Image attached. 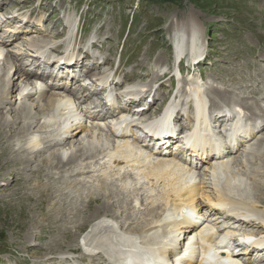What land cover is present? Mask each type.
I'll list each match as a JSON object with an SVG mask.
<instances>
[{
    "label": "bare ground",
    "instance_id": "obj_1",
    "mask_svg": "<svg viewBox=\"0 0 264 264\" xmlns=\"http://www.w3.org/2000/svg\"><path fill=\"white\" fill-rule=\"evenodd\" d=\"M20 82L25 83L26 85L31 83L29 79H26V80L22 79ZM14 92L16 93L17 91H13L8 87L5 94L9 95V94H13ZM1 95L2 93L0 94V97ZM38 98L39 100L37 103H29L27 105L28 106L27 111H25V109L22 107H19L16 109V106H13L11 101L10 102L6 101L5 105L9 106V110L11 111L13 108L11 112L16 111V115H15L16 120L20 118L18 120V126L14 127V122L8 119L1 118L0 120V129L7 132L9 137L14 136V138L15 136L19 137V135L24 137L30 130L31 125L34 124L33 126L36 127L38 134H36L32 138V140L28 141L27 143L31 149H29V151L22 150L21 148H17L16 150H14L12 148V144L4 142L2 140L3 136H1V141L5 145L0 142V150L3 147H5L7 149V154L4 157H7L9 154H13L14 156L13 157L10 156L9 162H13V160L20 161L21 163L24 164L25 167H27L26 169H28V167H30V165L33 162L37 164L34 169H29V173L34 178L37 177V179H41V176H42L41 174H44L43 172H47V174H45V177L47 179V183L45 184V190H47L50 193V196L52 198H55L57 195L62 198V202L54 201V203L57 205L54 211L57 214L58 212L62 210L60 208L61 205L64 206V209L68 206H74L71 208H67L65 210L66 213L72 210H76V212H78L81 210L80 209L81 205H79L80 208H78V205L76 204L83 201L80 194L77 192L76 195H73V196L69 195V199L67 200L66 195L64 194L65 190L64 189L60 190V187L56 182V180H58L63 183H66L65 185H67L68 183L67 182L68 176L66 177L63 174V170L61 169V166H60L62 163H64V160L60 158L59 152L57 150H51L47 152V154H45V152L47 149H55L54 148L55 145H60V144L67 145V143L70 142V140H72L73 138L75 139L70 143V145H72L73 143L75 145V143H77L78 147L81 149L84 147L85 142H89V141L93 142V140L96 138V131L95 129L94 131L91 130V128L86 127L85 125L81 123L77 125L76 124L69 125L66 122L56 127V123L62 121V117H64L63 115L66 114V112L64 111L56 112V110H54L53 108H58L63 103V98L60 95L53 94L52 92L48 94V91L40 93L38 95ZM3 108L4 107L1 106L0 111ZM30 119H33L31 123L29 122ZM72 130H75L74 132L76 133V135L72 138L67 137L66 139H62L61 141L50 142L51 137L44 136L45 141H44L43 148L37 149L42 143L40 139V135L42 134V132H50L49 133L50 135L57 136L61 132L67 133ZM262 130H264V126L259 131H262ZM86 131H89L90 134L88 133L87 135H84ZM123 131L128 132L129 128L124 127ZM5 132L0 131L1 134ZM74 132H72L71 135H73ZM9 137H8V140H14V138L10 139ZM260 141H261L260 138H257L255 140V142H258V143H260ZM119 142L121 143L120 145H128V142L126 139L120 140ZM247 143L248 142H244V144H247ZM6 146L11 149H8ZM204 146L205 145L203 144L201 147H204ZM241 146L243 145L238 146L239 150ZM209 148H210L209 153L211 154L213 150L215 149V145L211 143V146L210 147L208 146V149ZM177 149L178 148H175L174 150H172L173 153L170 152L172 155H176V157L157 158L153 160L152 163H149L145 166V170H146L145 177L147 178L145 180V183L148 185H151L152 187L159 183H162L161 187L165 186L164 190H161L160 192V194H163V197L160 200L164 203L168 202L169 200L168 205L170 207L166 209L165 210L166 212L162 214V218L169 219L171 216L176 218L179 216L180 212L184 211L182 216L185 219H187V215H189L188 218L190 217L192 219L193 217H196L197 220H204L210 223L211 226L213 225V223L217 222L216 224L217 228H214V227L209 228L208 233H206L202 231L201 227L198 230L195 227L194 228L191 227V231L185 232L182 237V240H186V245L184 248H182L181 246L176 244L177 241H174L175 237H170L176 234L175 231L178 228V226L181 224L180 221L179 222L175 221L174 224H171V223L166 224L167 226H169V228H171L170 233L168 235L164 234L163 231H161L160 234H164L162 235V237H160V234L157 236H152V238H155V239H151L149 242L143 245L146 251H148V254L154 260H157V262H153V264H186V263L190 264V260H191L190 256H192V254H194V251H195L194 250V246H195L194 244L196 243L195 237L196 235L202 233L204 237L203 238L204 244L201 245V255L196 253L198 254V258H199L197 264H202V262H204L205 260L209 261L208 258H212L211 254L208 255V253H205L203 251L204 246H207L210 243L214 244L213 247L208 250L209 252H215V254L218 253L219 249L214 248V246L216 245L215 242H218L219 240L217 238L219 234L218 236H214V234L220 231L221 225L224 224L226 220H229L230 219L229 217H232L230 216L233 213V207L231 206V202L236 203V201L233 198L235 197L233 194L236 193V188H235V185H232L231 188H229L228 186L231 184L232 180H235L237 178V174L239 173H235L231 171L230 163L233 164L232 160L229 161L223 156L215 159L207 167V169L210 170L211 180L207 177H203L204 182H206L207 184H212L213 186V191L210 193L209 190L206 189L205 187L206 185H204V183L200 184L193 177L195 166L191 164L193 163V160L192 162L189 163V161H191L192 159L190 158L191 155L187 153H183V152H176ZM194 149H196V147H194ZM63 150H60V152L63 153ZM259 150L260 149H258V151ZM86 151L87 149H84L82 153H79L78 158L84 157L85 154H88ZM101 151L102 150H98L94 152L92 156L94 157L97 153H100ZM192 151H194L192 155H196L195 150L192 149ZM219 151L221 150L219 149ZM164 153L169 154L166 152ZM247 153L250 154L251 152L249 151ZM20 155H21V159H24V161L20 159ZM105 155H106V158H111L110 160H107L108 163L105 165V168L111 170L115 174H117L118 169L122 168L123 164L126 166H131L133 163H137L134 168L141 170L142 168L140 167V164H143V162L146 161V159L150 158L149 155H143L142 152L137 153V152L130 151L124 154L117 153L116 158H119L121 161L112 162L113 160L112 158H114L113 153L109 151V153L106 152ZM250 155H254V153ZM76 157H77V154L74 155L72 159ZM180 157L184 162L183 164L180 163L179 161ZM122 161H126V162L121 165H118ZM113 166H118V169L114 168ZM53 169L56 170V172H53ZM218 171H220L224 177V181L221 184V186H219L220 184H218V178H217ZM54 173L57 175V177L56 176L54 177L53 175ZM124 173L127 175L125 171ZM140 173L138 174V177L141 175ZM111 178H112V175L110 174H107L105 177L101 178L99 186L95 187L94 189H91L93 193L96 194V197L92 198L89 196V200L87 204L89 205L93 200H96L95 202H98V204L100 205L98 212L107 211L108 209L115 207L117 211H121V213L125 214L126 208L125 210H122V209L124 205L126 206V200H123L122 197H124V195L121 193H118L119 191L117 190V187L114 184L113 186L110 185L109 183L110 180L108 179H111ZM15 180L20 181L21 178L19 176H16ZM120 181H122L121 183L122 186H126L127 182L125 180H120ZM257 185L258 183L255 182V186ZM146 189L148 191H154L153 188L146 187ZM42 192L43 191H41V193ZM112 198H115V200H113ZM44 201H45V198L42 197L40 198L37 204L41 207ZM75 205L77 207H75ZM225 207L228 208L230 211L226 212L224 209ZM216 209L219 211H216ZM208 210L210 213H213V214L208 213ZM62 211L63 213H65L64 210ZM217 214H220V215H217ZM222 214H224L226 217H224ZM235 215L236 213L234 214V216ZM239 215L243 216L242 214H239ZM52 218L53 217H51V219ZM185 221H187V224H188V220H185ZM74 222L75 220L73 218L69 220V223L73 227H74ZM251 223H254V222H251ZM97 224L98 223H95L93 224V226ZM189 224L191 225V222ZM153 228L154 227H152V229ZM211 230L215 232L213 235H210L209 233V231ZM247 231L248 230H246V232ZM80 234L81 233H78L77 235L80 236ZM147 234H149L148 231H147ZM112 236L113 234H108V236L102 235V236L93 238L90 244L86 243V241H83L82 246L86 250H90L92 255L96 254V251H94L95 249L100 250L98 252L104 255L105 259L106 258L109 259V260H105L104 264H130V263L131 264H152L149 259H146L145 257H142V256H138L137 255L138 253L136 250L130 251V253L126 257L125 255L129 252L126 249L121 250V255H116V251L115 250L113 251L107 246L109 244L107 243V240L111 239ZM75 237H74V241H75ZM131 238L133 237L131 236ZM262 240H259V241H262ZM171 242H172V245H171ZM94 243L95 245L93 246L92 244ZM125 246L127 247L128 245H125ZM225 249L228 252V248L225 247ZM225 260H230L233 264H239L236 260L230 259V258H227V259L223 258L220 263H223ZM98 261L103 262L104 260H102V258L99 257L96 263ZM92 262L93 261L90 259L89 264H91Z\"/></svg>",
    "mask_w": 264,
    "mask_h": 264
},
{
    "label": "rangeland",
    "instance_id": "obj_2",
    "mask_svg": "<svg viewBox=\"0 0 264 264\" xmlns=\"http://www.w3.org/2000/svg\"><path fill=\"white\" fill-rule=\"evenodd\" d=\"M9 138L12 139L14 138V136ZM0 142L4 144L1 141V133H0ZM76 144L77 143H75V145ZM7 148L11 149L9 147ZM5 149L6 148L3 147L0 150V159H9L10 156L11 157L14 156L13 154H9L7 157H4L7 154V149L6 150ZM20 159H21V155H20ZM21 160L24 161V159ZM9 164L10 166L22 165L23 167H25L23 163L15 160H13V162H9ZM32 164H34L35 167L37 165L34 162ZM32 164L30 165V167H28V169H26L27 167H25L24 169L28 170V172L29 169H34L31 167ZM4 166L7 167V163H5ZM14 169L15 167L13 168L7 167V170L3 168V173H2V174H8V178L6 179V176H4V179L7 180V183L3 186L6 185L7 186L5 188H2V190L0 189V233L6 235L7 245L6 248L4 249L0 248V252L7 251L12 246H19L24 250L25 253L32 255L34 257H41V256L43 257L48 255L49 253L59 256V258H61V256L64 253H66L67 249H72L76 247L75 241L71 240V238L72 235L74 236L77 234L76 233L77 230L81 229L79 228L80 226L76 225V223L79 218L77 215L81 214L84 211L82 206L81 208L79 207V205H82V202L76 204L78 205V208L81 209L80 211L76 212V210H72L68 212L72 215L73 219L75 220L74 227H77V229L75 230L68 223H65L64 218L60 216V214H62V216L64 215L63 217L69 216V214H67L65 210L67 208H71L74 206H68L64 209V206L61 205L60 208L64 210L65 213H63V211L61 210L60 212L62 213L58 212L57 214L54 211L56 205H54V203L52 202L53 200L52 198H48L50 197V193L47 190H45V185L42 184V181L32 180L30 184H28V182H25V185L22 188L21 183L23 181H27L28 175L20 174L21 175L20 176L18 173L14 172L13 173L14 178H16V176L22 178V181L20 183H15L13 181V178L10 180V176L12 175L11 172ZM18 172L22 173L23 170H20ZM43 173L44 174L41 175L45 177V174H47V172H43ZM3 186L0 185V188ZM40 189L41 191H43L42 193ZM39 191L41 193V196ZM133 195L136 197L138 201L133 200V204L135 206H129L126 209V212H128L131 216H129L130 218L128 219L121 220L122 223L128 225L122 226L121 229L118 230L121 236H131L132 230L134 228H131L130 226L136 227L137 230L135 232V237L139 241V244L143 245L144 240L150 238L154 233L160 234L163 228L162 225H156L155 230L152 234L148 235L147 231L149 230V227L153 224L154 220H157L156 222H159L158 215L162 213L167 206L163 202H161V200L159 199V194L150 195L148 191L143 188H136ZM28 197H30L33 201L29 200ZM40 197L41 198L43 197L46 200L42 208L37 207L36 204L34 203L35 201L40 200L39 199ZM122 198L123 200H126L125 196ZM66 199L68 200L69 196H66ZM56 200L62 201V199L60 198H56ZM95 201L96 200H93L91 203H94ZM76 205L75 207H77ZM98 207L99 205L97 206L94 205L93 210L96 211ZM116 211L117 209H115V207L107 210V212L110 213L109 215H111L110 217H112V214H116ZM100 214H105V213L101 212ZM90 215H95V212L94 213L91 212ZM51 217L53 218L51 219ZM41 232L50 233L49 236L53 242L60 240L61 243H56L55 245H53L51 248L48 249L47 248L40 249L38 244L31 245L33 243H36L35 236L36 234ZM63 256H69V254ZM58 261L61 264H68V262L66 260H63L62 258L61 260L59 259ZM8 264H24V263L16 259L15 256L13 255L12 257L9 258Z\"/></svg>",
    "mask_w": 264,
    "mask_h": 264
}]
</instances>
